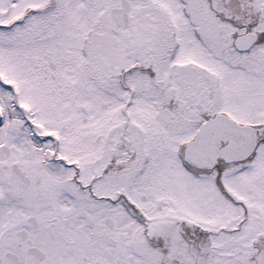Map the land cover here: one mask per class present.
<instances>
[{
    "label": "flooded vegetation",
    "instance_id": "flooded-vegetation-1",
    "mask_svg": "<svg viewBox=\"0 0 264 264\" xmlns=\"http://www.w3.org/2000/svg\"><path fill=\"white\" fill-rule=\"evenodd\" d=\"M3 3L0 264H264V0Z\"/></svg>",
    "mask_w": 264,
    "mask_h": 264
},
{
    "label": "rangeland",
    "instance_id": "rangeland-1",
    "mask_svg": "<svg viewBox=\"0 0 264 264\" xmlns=\"http://www.w3.org/2000/svg\"><path fill=\"white\" fill-rule=\"evenodd\" d=\"M2 2L9 1L17 2L14 4L15 6H22L25 9H35L39 7H48L49 2L55 3V0H0ZM103 0H56L55 12L56 16L59 18V23H72L77 25L76 22L79 21L80 17H86L89 14V7H96L100 5ZM3 3V5H6ZM66 33L65 28L63 27V34ZM1 61L3 62V57L1 56ZM234 190V189H233ZM235 191V190H234ZM236 192V191H235ZM237 193V192H236Z\"/></svg>",
    "mask_w": 264,
    "mask_h": 264
},
{
    "label": "water",
    "instance_id": "water-1",
    "mask_svg": "<svg viewBox=\"0 0 264 264\" xmlns=\"http://www.w3.org/2000/svg\"><path fill=\"white\" fill-rule=\"evenodd\" d=\"M244 38H240L237 41L238 47L244 43ZM233 134H231L232 144L230 145V150H232L233 154L245 153L249 151L253 147V138H250L249 141L245 138V129H237V126L233 125Z\"/></svg>",
    "mask_w": 264,
    "mask_h": 264
}]
</instances>
